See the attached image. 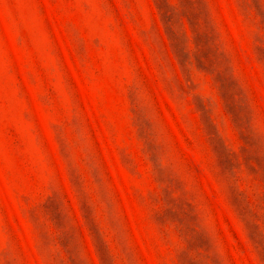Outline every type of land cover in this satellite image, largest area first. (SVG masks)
Returning <instances> with one entry per match:
<instances>
[{"label":"rangeland","instance_id":"rangeland-1","mask_svg":"<svg viewBox=\"0 0 264 264\" xmlns=\"http://www.w3.org/2000/svg\"><path fill=\"white\" fill-rule=\"evenodd\" d=\"M0 264H264V0H0Z\"/></svg>","mask_w":264,"mask_h":264}]
</instances>
